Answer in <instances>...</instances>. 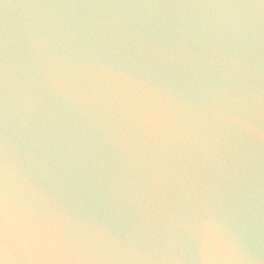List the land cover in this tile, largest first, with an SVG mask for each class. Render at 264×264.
<instances>
[{"label":"clouds","instance_id":"9594fccd","mask_svg":"<svg viewBox=\"0 0 264 264\" xmlns=\"http://www.w3.org/2000/svg\"><path fill=\"white\" fill-rule=\"evenodd\" d=\"M0 264H264V0H0Z\"/></svg>","mask_w":264,"mask_h":264}]
</instances>
